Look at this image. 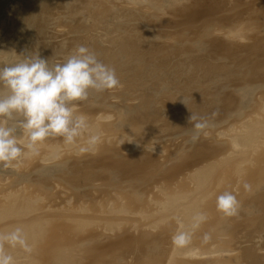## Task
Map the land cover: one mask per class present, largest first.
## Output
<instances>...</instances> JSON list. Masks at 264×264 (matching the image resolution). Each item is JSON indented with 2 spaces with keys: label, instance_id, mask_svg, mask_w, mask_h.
<instances>
[{
  "label": "rangeland",
  "instance_id": "obj_1",
  "mask_svg": "<svg viewBox=\"0 0 264 264\" xmlns=\"http://www.w3.org/2000/svg\"><path fill=\"white\" fill-rule=\"evenodd\" d=\"M79 45L122 86L75 102L94 151L50 137L0 168V232L32 247L16 264H264V0H0V67ZM191 113L210 125L194 143Z\"/></svg>",
  "mask_w": 264,
  "mask_h": 264
},
{
  "label": "clouds",
  "instance_id": "obj_2",
  "mask_svg": "<svg viewBox=\"0 0 264 264\" xmlns=\"http://www.w3.org/2000/svg\"><path fill=\"white\" fill-rule=\"evenodd\" d=\"M120 86L115 69L84 45L77 46L62 63L50 65L36 52L0 67V168L18 164L25 154H38L39 146L50 137H62L66 145H77L83 139L79 153L94 151L101 135L91 131L86 115L77 114L75 102L87 101L91 92L99 94ZM189 120L194 143L210 125L207 118L194 113ZM244 189L251 191V185L245 183ZM216 207L225 217H236L241 205L232 192L225 191L217 196ZM206 220L203 212L194 215L189 229L172 237L173 244L188 246ZM210 239L207 233L203 237L205 243ZM17 247L32 252L22 226L0 232V264H16L8 249Z\"/></svg>",
  "mask_w": 264,
  "mask_h": 264
},
{
  "label": "bare ground",
  "instance_id": "obj_3",
  "mask_svg": "<svg viewBox=\"0 0 264 264\" xmlns=\"http://www.w3.org/2000/svg\"><path fill=\"white\" fill-rule=\"evenodd\" d=\"M242 156V155H241ZM191 205V204H190ZM197 214V213H196ZM174 248V247H173ZM57 258V257H56ZM67 263V262H66ZM69 264V263H68ZM169 264V263H168Z\"/></svg>",
  "mask_w": 264,
  "mask_h": 264
}]
</instances>
